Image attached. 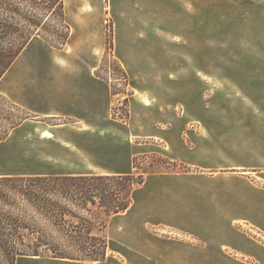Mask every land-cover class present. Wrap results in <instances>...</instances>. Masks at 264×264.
Returning a JSON list of instances; mask_svg holds the SVG:
<instances>
[{
    "label": "rangeland",
    "instance_id": "rangeland-1",
    "mask_svg": "<svg viewBox=\"0 0 264 264\" xmlns=\"http://www.w3.org/2000/svg\"><path fill=\"white\" fill-rule=\"evenodd\" d=\"M64 1L67 25L59 11L50 15L0 83V136L7 135L0 173L149 174L131 208L109 220L104 261L21 257L17 264H195L200 234L222 233L220 224L199 230L196 200L225 198L226 180L235 212L245 197L249 219L229 223L245 246L221 250L228 264H264V169H250L247 179L226 170L219 175L226 180L212 181L215 174L196 164L213 149L223 157L219 150L229 147L251 162L264 158L260 142L249 136L229 143L222 128L199 117L264 119L263 92L239 87L226 74L252 70L247 81L264 85V0H230L231 17L222 19H231L229 29L221 36L205 31L204 71H221L220 80L205 76V83L182 71L186 42L171 0H156L155 10L149 0ZM201 53L190 59L193 71ZM244 54L254 59L238 61ZM183 150L201 157L191 163Z\"/></svg>",
    "mask_w": 264,
    "mask_h": 264
},
{
    "label": "trees",
    "instance_id": "trees-1",
    "mask_svg": "<svg viewBox=\"0 0 264 264\" xmlns=\"http://www.w3.org/2000/svg\"><path fill=\"white\" fill-rule=\"evenodd\" d=\"M56 11L67 25L64 0H0V83ZM148 174L0 173V264L104 261L109 220L131 208Z\"/></svg>",
    "mask_w": 264,
    "mask_h": 264
},
{
    "label": "crops",
    "instance_id": "crops-1",
    "mask_svg": "<svg viewBox=\"0 0 264 264\" xmlns=\"http://www.w3.org/2000/svg\"><path fill=\"white\" fill-rule=\"evenodd\" d=\"M172 5V13L176 15H180L181 23H180V33L181 37L186 42V59L187 62L186 68L187 70H182L183 73L191 70V73L194 74L201 82L205 83V76H210L215 80L221 79V71L217 75L216 72L207 73L204 70L206 69L205 66L203 67L204 63V42H205V31H213L214 33L218 31L222 33V30L227 31L229 29V25L231 23V19H226L223 21L222 19L231 17L230 14V0H171ZM149 4L153 5V9H156V0H149ZM206 15L208 18L212 19L206 23ZM216 19V20H215ZM211 22V23H210ZM216 25V26H215ZM218 33V34H219ZM216 33V36L218 35ZM215 36V35H214ZM219 35L217 39H219ZM220 41V40H218ZM196 48V54H194L193 50ZM202 52V53H201ZM202 54L201 59L198 61L199 65L196 67V70L193 71L192 67L189 66L190 59H193L196 55L198 58L199 54ZM247 56L246 54L240 55L238 61H251L252 55ZM216 54L212 58L213 64L216 62ZM234 61V60H233ZM216 67V66H215ZM242 72H245L244 75ZM253 73L252 70H242L240 71L238 68L230 69L226 71L228 78L235 79V83L244 89H253L263 92L261 95H264V85L256 82V84L249 83L247 80V75ZM257 75L261 74L262 72L257 71L255 72ZM212 74V75H210ZM263 74V73H262ZM225 77V75H224ZM223 77V78H224ZM226 78V77H225ZM220 82V81H219ZM254 87L256 89H254ZM253 93V92H252ZM85 102L88 100L91 101V97L85 96ZM258 100L256 105L262 106V100L259 97L255 98ZM70 101L78 102V98H74ZM73 103V102H70ZM45 116H57V114H47ZM237 118L230 117L229 119L214 118L213 120L204 118V114H200L199 117L201 118L202 122L208 127H217L222 128L221 132H226L225 134L226 140L229 143L233 142H240L241 140H248L250 136L252 138V142H260L261 145L264 146V119L253 118V117H245L243 114L237 115ZM225 128H228L227 130ZM233 128V129H232ZM242 128H250L249 135L248 133H242L239 131L243 130ZM228 131V132H227ZM230 148V147H229ZM229 148L219 150L220 152L223 151L225 154L223 157L219 156V153L216 149L211 151V154L214 153L212 156H208L209 158L206 160H201L197 158L196 164L200 165L204 169L210 171L211 173L215 174L213 176L212 181H224L226 179L221 178L219 175H224L226 170H230L232 174V178H241L247 179L249 173L251 172L250 169H264V158L262 160H257L255 162H251L245 160L243 156H241L240 150H234V152L229 151ZM240 151V152H238ZM210 152V151H209ZM208 152V153H209ZM182 156L186 157L191 163L194 162L196 157H201L200 154L197 152L196 156L193 154H189L187 150H183L181 152ZM240 154V155H239ZM216 155V156H215ZM218 170V171H217ZM72 174H82V173H90V172H71ZM71 173H60V174H71ZM124 172H106V173H97V174H121ZM218 175V176H217ZM220 183V182H219ZM220 190L222 195H225V198H218V197H205L202 199H198L197 201V211H196V218L197 221L200 223V231H204L205 227L208 228H215L216 225L220 224L221 234L216 236L214 232L212 234H200L203 245L198 246L195 254H192L195 258V264H228V259L224 256L221 248L228 247L231 248L232 246H238L243 248L246 242L245 239L242 237H236L232 232V227L229 224L233 221H241L245 222L249 219V215L247 212L248 203L246 198H240L237 202V210L236 213L234 210V203L232 202L231 196L233 193V187L230 182L224 183L221 185ZM225 193V194H224ZM210 194L214 195V192ZM234 194V193H233ZM127 212V211H126ZM202 224V225H201ZM184 255L189 257L188 254H173V257H180L183 258ZM223 259L226 262H223ZM176 264H187L185 262H179Z\"/></svg>",
    "mask_w": 264,
    "mask_h": 264
}]
</instances>
